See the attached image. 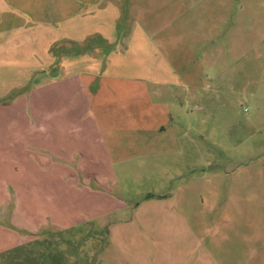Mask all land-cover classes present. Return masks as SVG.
<instances>
[{"label": "rangeland", "instance_id": "obj_1", "mask_svg": "<svg viewBox=\"0 0 264 264\" xmlns=\"http://www.w3.org/2000/svg\"><path fill=\"white\" fill-rule=\"evenodd\" d=\"M14 1L0 11V264H264V0H121L115 43L86 28L85 51L61 28L47 39L49 0ZM84 52L133 77L49 86ZM49 119L66 120L50 143Z\"/></svg>", "mask_w": 264, "mask_h": 264}, {"label": "crops", "instance_id": "obj_2", "mask_svg": "<svg viewBox=\"0 0 264 264\" xmlns=\"http://www.w3.org/2000/svg\"><path fill=\"white\" fill-rule=\"evenodd\" d=\"M27 1L29 3L30 1L36 3L39 2L40 0H27ZM9 2L16 3L14 0H0V11L1 8H3L5 12H11L9 11L10 10ZM26 6H30V5L26 4ZM121 7H122L121 0H49V9L48 8L44 9L42 7L41 10H38L39 11L38 13L46 14L49 19V23H45V25L42 26V28L45 31L47 30L49 33L47 39L49 37H53V35L49 30H52L53 28L54 29L61 28V30H65V32L62 33L63 36L58 40V42L61 43V45L67 44L66 46L68 47V50H76V48L81 47L80 50L85 51L86 50L85 47H91L90 43L93 42V40L88 41L86 39V35H85L86 28H94L98 30L96 31L98 33L97 34L94 33V35L101 36L99 37L101 38L100 41L97 42L99 43V45L102 44L113 45L115 43L114 40L116 39L117 34L116 32H113V30L115 28V23L117 22V20H119ZM27 21L29 20L22 21L19 24L17 21L16 24L23 26ZM29 24L31 23L27 22L26 27H28ZM131 26H133L132 23L130 26L122 25V28L128 29L131 28ZM29 28H32L34 30L36 29V32L34 33L29 32V36H31L30 39L32 41L30 43L33 44L35 42H38L37 30L41 28V25L35 22L34 26H30ZM103 28L111 29V30H109L110 31L109 33H103L99 31L102 30ZM69 35L72 36L74 39L71 40ZM67 39H69L70 42ZM96 47L94 48L91 47L88 49H95ZM85 54L86 52L82 54L73 55L68 57V59L62 60V64L60 65V68H57L56 72L57 73L60 72V74L61 72H63V74L60 77L59 75H55V74L53 75V77H49L52 80L49 83V86L53 85L58 80L68 81L71 77L76 76L77 75L76 73H84L85 75H94V76L103 75V76H112V77H124V79L133 77L132 75L123 72L109 73L108 70L103 68L101 65H99L98 67L97 65L91 66L88 63L89 59L86 56L87 54L86 55ZM44 58L47 61L51 62V65L53 66L52 61H54V59L51 60L49 59V57H44ZM54 68L55 67H53V69ZM175 70L176 69L174 68H168L166 70L167 73H169L170 71V74L168 76L176 77L177 74ZM149 80H153V79H149ZM165 83L167 84L168 81H165ZM173 83L175 84L176 82H172L171 84ZM61 122H66V120L53 121L49 119V143L52 142L56 137V134H52L50 133V131L53 130L55 125H58ZM61 150H64V147H61ZM67 164L70 165V162L67 161Z\"/></svg>", "mask_w": 264, "mask_h": 264}]
</instances>
